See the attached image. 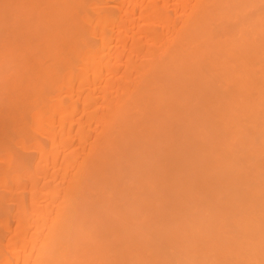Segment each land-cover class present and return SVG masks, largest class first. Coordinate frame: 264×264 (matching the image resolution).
<instances>
[{"label": "bare ground", "instance_id": "obj_1", "mask_svg": "<svg viewBox=\"0 0 264 264\" xmlns=\"http://www.w3.org/2000/svg\"><path fill=\"white\" fill-rule=\"evenodd\" d=\"M0 264H264V0H0Z\"/></svg>", "mask_w": 264, "mask_h": 264}]
</instances>
